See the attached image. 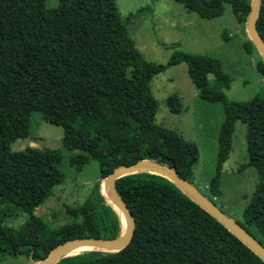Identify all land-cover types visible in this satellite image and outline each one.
Segmentation results:
<instances>
[{
  "label": "trees",
  "instance_id": "trees-1",
  "mask_svg": "<svg viewBox=\"0 0 264 264\" xmlns=\"http://www.w3.org/2000/svg\"><path fill=\"white\" fill-rule=\"evenodd\" d=\"M202 18H213L230 6L246 26L250 0H176ZM0 0V219L20 208L28 214L16 227L0 224V260L25 254L38 262L58 245L80 237L114 238L123 218L96 183L78 206H67L70 220L60 226L34 213L64 184L61 153L50 147L10 144L29 135L30 117L63 128L62 145L78 151L70 164L81 170L90 160L104 178L116 168L142 159L174 167L189 182L199 151L174 130L155 121L152 78L166 68L144 58L129 35L115 0ZM256 29L264 42V0L259 1ZM243 48L255 53V68L264 77V61L246 35ZM185 63L198 95L223 103L217 138V168L205 194L221 195V167L231 150L235 121L247 125L248 161L259 181L235 222L264 247V93L239 102L226 100L230 84L220 60L174 52L168 64ZM212 80H211V78ZM172 112L181 103L169 96ZM135 227L125 246L86 249L53 264H264V260L207 208L162 174L142 170L115 180ZM215 203V202H214ZM216 204V203H215ZM255 229L260 240L252 232Z\"/></svg>",
  "mask_w": 264,
  "mask_h": 264
},
{
  "label": "rangeland",
  "instance_id": "rangeland-1",
  "mask_svg": "<svg viewBox=\"0 0 264 264\" xmlns=\"http://www.w3.org/2000/svg\"><path fill=\"white\" fill-rule=\"evenodd\" d=\"M57 5V0H45L48 8ZM115 5L144 58L166 64V68L156 74L149 84L156 102L155 121L196 144L199 158L193 169V183L204 194H211L209 181L217 168V138L223 121V103L207 101L198 95L185 63L169 65L168 62L174 52L215 57L230 78L229 87L223 89L226 100L244 102L263 95L264 77L255 68L258 56L247 53L243 48L246 35L249 36L246 26L238 22L226 3L223 4L222 14L210 19L200 17L176 0H115ZM172 95L181 103L179 112H172L167 104L168 97ZM246 130L245 123L235 121L231 150L221 167V195L214 197V202L222 211L239 221L259 181L256 169L245 166L248 161ZM62 136L61 126L43 120L35 111L30 117L29 135L10 144L13 151L26 146L50 147L60 151V169L66 175V181L57 185L54 194L34 210L36 215L55 227L70 220L66 207L81 204L96 183H100L104 193L108 191L105 177L99 176V168L94 160H90L81 170L70 164L71 156L78 151L63 147ZM27 216L18 208L13 215L0 219V224L16 227ZM252 232L263 240L255 229ZM0 264L38 262L20 254L4 256Z\"/></svg>",
  "mask_w": 264,
  "mask_h": 264
},
{
  "label": "water",
  "instance_id": "water-1",
  "mask_svg": "<svg viewBox=\"0 0 264 264\" xmlns=\"http://www.w3.org/2000/svg\"><path fill=\"white\" fill-rule=\"evenodd\" d=\"M260 0H250V13L246 21V30L249 38L253 40L259 54L264 61V42L261 39L255 25L257 17V10ZM148 170L162 174L169 180L178 185L184 192L189 194L197 202L203 205L208 211L214 215L221 223H223L232 233L239 237L250 249H252L259 257L264 260V247L261 243L245 232L228 214L222 211L211 199H209L194 183L189 182L183 178L178 171L163 162L153 161L149 159H142L135 163L124 165L116 168L108 175L105 176L106 187L108 193H105L112 203L117 207L119 213L123 218L122 233L114 238H92V237H80L68 240L57 247L51 249L48 254L38 261V264H53L57 262L61 257L70 255L69 251L74 247L80 245L95 246L96 249H107L110 246H117L119 248L129 243L133 230L135 227L134 218L129 211L125 202L119 196L116 187L115 180L128 173L137 171ZM125 220V221H124ZM113 250V249H111Z\"/></svg>",
  "mask_w": 264,
  "mask_h": 264
},
{
  "label": "bare ground",
  "instance_id": "bare-ground-1",
  "mask_svg": "<svg viewBox=\"0 0 264 264\" xmlns=\"http://www.w3.org/2000/svg\"><path fill=\"white\" fill-rule=\"evenodd\" d=\"M106 193L109 195L110 193H108V191H106ZM125 221V220H124ZM118 247L117 246H110L109 248L107 249H117ZM86 249H96L95 246H90V245H80V246H77V247H74L73 249H71L69 251V254H72V253H77V252H80V251H83V250H86Z\"/></svg>",
  "mask_w": 264,
  "mask_h": 264
}]
</instances>
